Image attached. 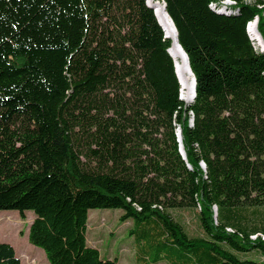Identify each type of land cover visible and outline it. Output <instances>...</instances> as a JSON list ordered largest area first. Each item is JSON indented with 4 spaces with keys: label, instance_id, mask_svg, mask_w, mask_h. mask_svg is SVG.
<instances>
[{
    "label": "trees",
    "instance_id": "1",
    "mask_svg": "<svg viewBox=\"0 0 264 264\" xmlns=\"http://www.w3.org/2000/svg\"><path fill=\"white\" fill-rule=\"evenodd\" d=\"M154 1L191 102L148 0H0V211L33 213L48 264H117L86 240L95 208L132 221L137 264H264V0Z\"/></svg>",
    "mask_w": 264,
    "mask_h": 264
},
{
    "label": "rangeland",
    "instance_id": "2",
    "mask_svg": "<svg viewBox=\"0 0 264 264\" xmlns=\"http://www.w3.org/2000/svg\"><path fill=\"white\" fill-rule=\"evenodd\" d=\"M252 38V37H251ZM256 45L263 48V45ZM172 216L182 223L186 230L195 228V220L188 214L177 210L170 211ZM121 209L95 208L88 211L85 237L90 246L95 247L100 257L116 259L117 264H137L136 241L134 235L128 233L132 221L121 222ZM33 213L26 211L21 217L16 211H0V242L10 244L21 264H48L39 247L27 240L28 227ZM151 264H167L157 262Z\"/></svg>",
    "mask_w": 264,
    "mask_h": 264
},
{
    "label": "bare ground",
    "instance_id": "3",
    "mask_svg": "<svg viewBox=\"0 0 264 264\" xmlns=\"http://www.w3.org/2000/svg\"><path fill=\"white\" fill-rule=\"evenodd\" d=\"M148 3L152 6L156 17L159 21V23L162 25L165 33L171 37V39L174 38L173 34V28L170 24L169 19L164 14V9L162 7V3L154 1V0H148ZM248 33L252 37V39H257L259 42V36L256 30V27L254 26V22H250L248 25ZM170 53L175 61L177 75L180 81L181 85V96L183 97L184 101L188 103L191 98V91H192V76L188 71V68L184 64L183 55L181 52L175 47L173 44L170 47Z\"/></svg>",
    "mask_w": 264,
    "mask_h": 264
},
{
    "label": "water",
    "instance_id": "4",
    "mask_svg": "<svg viewBox=\"0 0 264 264\" xmlns=\"http://www.w3.org/2000/svg\"><path fill=\"white\" fill-rule=\"evenodd\" d=\"M159 2V1H157ZM148 3V2H147ZM162 3V7L164 9V14L167 16V18L169 19L170 21V24L172 25V28H173V34H174V38L171 39V37H169L166 33H165V37L167 38H170L171 39V46L174 44L175 47L181 52V54L183 55V59H184V64L186 65V67L188 68V71L189 73L191 74L192 76V91H191V98H190V102L193 100L194 96H195V77L190 69V66H189V62H188V57L185 53V51L183 50V48L181 47V45L179 44L178 42V38H177V31H176V28L174 26V23L172 21V19L170 18V16L168 15V13L166 12V9H165V3L164 2H161ZM222 6L224 8H226V5L227 4H230L232 3L230 0H223L222 1ZM148 5L152 8V6L148 3ZM156 15V14H155ZM159 22V21H158ZM254 22V26L256 27V20L253 21ZM160 24V23H159ZM161 25V24H160ZM162 26V25H161ZM163 28V27H162ZM164 30V29H163ZM165 32V31H164ZM258 33V36H259V44L260 45H264L263 44V40L261 38V35L259 34V32L257 31ZM170 46V47H171ZM170 49V48H169ZM169 53H170V50H169ZM171 54V53H170ZM172 56V55H171ZM174 66H175V71H176V75H177V70H176V65H175V61H174ZM177 78H178V75H177ZM178 81H179V78H178ZM179 84H180V81H179ZM180 88H181V85H180ZM180 98L184 101L183 97L181 96V89H180ZM177 136H178V140H179V143L181 142V135H180V129L177 128ZM180 152L181 154L184 156V152H183V149H182V145L180 143Z\"/></svg>",
    "mask_w": 264,
    "mask_h": 264
},
{
    "label": "crops",
    "instance_id": "5",
    "mask_svg": "<svg viewBox=\"0 0 264 264\" xmlns=\"http://www.w3.org/2000/svg\"><path fill=\"white\" fill-rule=\"evenodd\" d=\"M159 262H166V261H159ZM167 263V262H166ZM168 264V263H167Z\"/></svg>",
    "mask_w": 264,
    "mask_h": 264
}]
</instances>
